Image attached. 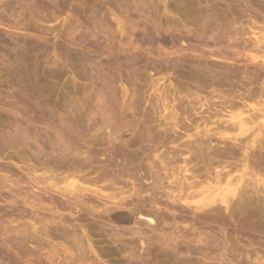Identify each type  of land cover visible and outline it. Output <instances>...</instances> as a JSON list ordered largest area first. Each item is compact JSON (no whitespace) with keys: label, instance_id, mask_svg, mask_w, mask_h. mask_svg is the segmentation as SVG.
I'll list each match as a JSON object with an SVG mask.
<instances>
[{"label":"rangeland","instance_id":"obj_1","mask_svg":"<svg viewBox=\"0 0 264 264\" xmlns=\"http://www.w3.org/2000/svg\"><path fill=\"white\" fill-rule=\"evenodd\" d=\"M259 14L264 0H0V264H264V221L257 233L225 211L203 214L170 187L172 174L195 180L176 170L183 146L227 119L222 105L241 100L249 76L264 77L237 33L264 35ZM189 72L231 74L234 87ZM256 120L243 141L264 145ZM235 153L202 178L223 165L240 177ZM67 174L85 191L63 192Z\"/></svg>","mask_w":264,"mask_h":264},{"label":"bare ground","instance_id":"obj_2","mask_svg":"<svg viewBox=\"0 0 264 264\" xmlns=\"http://www.w3.org/2000/svg\"><path fill=\"white\" fill-rule=\"evenodd\" d=\"M259 15H261V14H259ZM262 15H264V14H262ZM249 16H251V17H248V18H250L249 20H251L250 24L252 26L254 25L256 27V24H258V22H256L257 18L255 20L256 15L254 17V20L252 19L253 18L252 15L249 14ZM253 16H254V13H253ZM251 25H250L249 28L252 27ZM263 25H264V23H263ZM235 28H237V27H235ZM259 28H262V27L259 26ZM260 32H261V29L260 30H254V28L252 30L247 31V32L242 30V29H241V31L237 32V33H239L241 35V36H238V37H240V39L242 41L241 43L245 44V46H247V47H248V44L251 43L252 44L251 49L254 50L255 52L257 51L255 53V55H252L250 57V59L253 61V62H251L252 64H255V66L258 65L259 67L263 66V64H264V57H263L264 56V35L262 33L260 34ZM263 32H264V29H263ZM256 33L257 34L259 33V34L256 35ZM221 60H223V58ZM223 61L226 62V60H223ZM227 62L229 63L230 61H227ZM259 63H262V64L260 65ZM20 68L22 69L23 67H20ZM254 70L255 69H253L252 71L255 72L256 70L255 71ZM260 73H261L260 76L257 73H255L252 76L248 75L249 77L246 76L247 80L249 78V80H248V84L249 85L246 86V89L244 88V92H245L244 96L243 97H239V98H241V100L240 99L238 100L237 98L236 99L238 101H236L235 99L234 100L231 99L229 103H227L225 105H222V108L224 107V112H225V110L227 111V112H225V114L227 113L226 114L227 115L226 116L227 119H225V120L224 119H222V120L219 119L220 120V124L218 123L219 125H217V127H216L217 129L215 131H213V133H210L211 132V130H210L211 128L210 127L208 128L206 126H203L202 127L203 130L201 129L202 131H199V132H202V134L200 133L201 136H200V139L198 140L199 142H195L197 144H195L194 148L192 146L188 147V145H187L188 143L184 144V145H187V146H183V148L187 149L188 152L191 153V154L187 158H184V160H182L183 161V163H182L183 165L182 166H177L176 170L179 169V170H181V171H183L185 173L190 172L189 170H191L192 172H190V176L192 175L195 180H190L189 179L190 181H188L187 178H186V175L185 176L183 175V176H180V177H178V176L174 177V174H172V176L174 178L173 179L174 181L171 182V180H170V182H171V184H173V186L168 181L169 185H171L170 187H172L171 192L173 193L174 191H176V189L179 192V193L175 192L176 194L173 195L174 198H176V197L178 198L177 200H184V203H186V205L189 202H193L195 210L196 209H198V210L200 209L202 211V213L204 212L205 214L209 213L210 211L211 212L213 211L215 214L218 213V211H225V212H227V215H229L228 217H231L232 219L234 217V220H235V218H238L237 220H239V219H240L239 221L242 220L241 221L242 223L245 222V225L247 224L250 227L251 231L252 230L253 231H258V229L260 230V228L263 229V227H264L263 224H262V221H264L263 220L264 219V192H261V189H260V187L262 189L264 188V174H262L260 172L259 173L257 172V171L260 170V167L263 166V165L260 166L259 164L255 163V161L258 160V158L254 162L252 161L253 163L250 162L251 164L249 162H247V159L252 158V157H250V158L248 157L250 155V153H251V152L248 153V150L250 148L251 149L253 148V150L258 148L259 150H261V152L262 151L264 152V145H262L263 143L259 142V140H261V139H258V138H255V137L254 138L252 137L251 139L249 138L247 141H243L242 135H244L247 131H249V129H251V127L248 126L247 123H249V122L250 123H254L255 121H257L256 119H261L262 121H260V123H258L257 130L254 128V131L256 130L259 134H260L261 128H262V126L264 124V79L263 80L261 79V77H263V76H262V72L261 71H260ZM205 74H206L205 77L203 76L204 80H202L203 78H201L203 74L202 75L199 74L201 76L200 77V76L197 75V72H194V73L189 72L188 77H190L193 80H195L196 82H198V85H200V83H202V85H203L204 82L205 83L208 82L209 85H211V86H212V84H216L217 86L220 85V87H221V85H223V83H224L223 80L226 79V77H227L226 82H228L230 84L233 83L231 81L229 82V80H228V79L231 78L230 77L231 74H228L229 78H228V76H226L227 75L226 74L224 76L225 78H223V79H221V77L220 78H218V77L215 78L213 75H211L212 73H209V74L205 73ZM242 74H245V72L242 73ZM245 75H247V74H245ZM198 77H200V78H198ZM199 79H201L202 82H200ZM233 79H234V77H233ZM241 79H242V77H241ZM247 80H246V82H247ZM259 80H261V82ZM234 83H235V81H234ZM205 85L207 86V84H204V86ZM241 85L244 86V85H246V83L245 84H241ZM232 86L234 87V85H232ZM239 87H240V85H239ZM215 88H216V86H215ZM228 91H226L225 93L227 94ZM236 92H237V90H236ZM241 93L243 94V92H241ZM230 95H228V96H230ZM228 96H226V97H228ZM252 100L255 102L254 104H250V106H252L253 112L247 113L246 116H248V117H244L243 114L245 115L246 111H249L248 110L249 107H246L247 106L246 103L247 102L249 103V101L253 102ZM203 102H205V101H203ZM167 103H168V101H167ZM226 105H228L231 109L233 108L234 110L235 109L237 110V109L241 108V111L238 110L239 112L236 111V113H234V112L232 113L231 111H233V110L225 109ZM240 105H242V106H240ZM166 106L172 107V106H169V105H165L164 107L162 106L164 110L166 108L168 109V107H166ZM173 108L174 107L171 108L172 109V111H171L172 113L169 112L170 114H172V119H174L176 117V114H177V112H175L177 110V107H176V110L173 109ZM222 110L220 109L218 112L220 114L223 113L222 114V116H223L224 112ZM201 112H203V110ZM169 117H171V115ZM202 121H204V120L202 119ZM247 121H249V122H247ZM213 122H214V120H213ZM198 124L199 123L197 122V125ZM175 126H177V125H175ZM182 126H186V125L183 124ZM199 126L200 125H198V127ZM187 127L188 126H186V128ZM180 128H181V126H180ZM196 128H197V126H196ZM183 130H184V128H183ZM257 132L256 133H252V135L256 136L258 134ZM187 135L190 136V134H187ZM214 136H216L215 137L216 138L215 139L216 140L215 143H213V137ZM2 138H5V137H2ZM238 140H239V142H237ZM233 141L237 142V144H231V143H233ZM6 142H8V141H6ZM220 145L223 146V148H222L223 150H221V151L218 149L219 148L218 146H220ZM233 145L234 146L235 145L239 146L240 147L239 149H241V151H242V152H240L243 155L242 158H240L241 156H240V153L238 152L240 157L238 156V160L237 161H239V163H237V164L238 165L240 164L239 165L240 166L239 169L241 170V175L240 174L239 175L244 180L242 178L238 179L240 177H238V178L237 177L236 178L230 177V175H232V174H230V172H231L230 169H232L234 167H232V168L230 167L229 169L227 168V170L226 171L224 170L225 171L224 172L223 170H221V168H225L224 165L222 167L220 165V167H221V168H219L220 170H214V172L212 173V176H209V175L207 176L206 175L205 178H202L203 174L205 173V172L204 173L201 172L202 171L201 170L202 166L207 167L205 171H209L210 169L217 168V165H214V164H217L216 160H219L218 161V163H219L220 160H221L220 158H222V159L226 158L227 156H229L231 154L234 155V153L237 152L236 151L237 149L234 148ZM190 147H192L193 149H191ZM234 149H235V151H234ZM261 152H259V155L261 154ZM119 153H120V151H119ZM238 153H235V154L237 155ZM173 154H174V152H173ZM211 154H213V157L210 156ZM175 155H173L174 158H175ZM173 156H172V158H173ZM253 156H254V154H253ZM255 156H258V155H255ZM261 156H258L259 159L261 158ZM127 157H129V156L125 155L124 159L126 158V159L129 160L130 158H127ZM235 157H237V156H235ZM263 157H264V155H263ZM215 158H216V160H215ZM261 159L263 160L264 158H261ZM252 160H253V158H252ZM161 161L162 160H159V162H161ZM163 161H164V159H163ZM169 161H171L168 164L170 166V164H172V163H177L178 160L176 161V159H174V160H169ZM194 161H195V163H194ZM259 161H261V160H259ZM200 162L201 163L203 162L204 164L202 165V164H200ZM222 162H226V161H222ZM193 163H194V165H193ZM257 163H259V162L257 161ZM168 165H165V166H168ZM172 165H174V164H172ZM192 166L193 167L195 166V168L192 169ZM163 167H164V165H163ZM205 167H203V168H205ZM209 167H210V169H209ZM226 167H227V165H226ZM235 168L238 169L237 166ZM174 170H175V168H174ZM171 173H173V172H171ZM127 174L130 175V171H127ZM67 175L63 177L64 180H65L64 182H66V185L63 187L64 188L63 192H65V193L67 192L68 194H71L74 191H77L76 193H78L79 191L82 192L81 191L82 189L85 191L86 186L85 187L84 186H79L76 183V180H74L75 175H73L74 177H70L69 175L68 176ZM196 177L199 178V179H196ZM160 182L158 183L159 185H160ZM222 182H224V184H223L224 187L220 186V184H222ZM205 183H207V184L214 183L217 186H214V185H212V186H209V185L204 186ZM136 190L138 191L139 189H136ZM138 192H140V191H138ZM93 193H94V190H93ZM95 193H97V192H95ZM71 195H73V194H71ZM109 196L107 195V197L110 200L111 199L114 200L116 198L115 196H112V197L111 196L109 197ZM104 197H105V195H104ZM194 197H198V198H196L194 200ZM121 199H122V197H121ZM186 200H188V201H186ZM120 202H123V201L120 200V198H119L118 201H117L118 205H119ZM107 203L108 202H104V204H107ZM213 212H212V214H213ZM148 214L147 215H142L141 214V216L146 217L148 220L153 221L152 217L150 216V214L149 215ZM206 215H208V214H206ZM216 216L218 218L220 217L217 214H216ZM221 217H223V216H221ZM218 218H216V219H218ZM247 218H249V219H247ZM221 219H223V218H221ZM260 220H262L261 223H260ZM220 223H222V222H220ZM261 224H262L263 227L261 226ZM261 231H258L257 233H259V232L263 233V231L262 232ZM220 258H221V256H220ZM259 259H260V257H259ZM256 260H258V259L254 260L255 261L254 264H260L261 261H256Z\"/></svg>","mask_w":264,"mask_h":264}]
</instances>
